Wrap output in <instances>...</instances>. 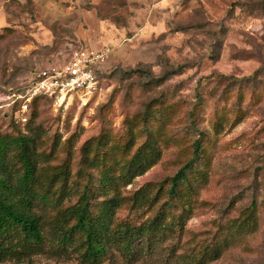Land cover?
I'll list each match as a JSON object with an SVG mask.
<instances>
[{"label": "rangeland", "instance_id": "obj_1", "mask_svg": "<svg viewBox=\"0 0 264 264\" xmlns=\"http://www.w3.org/2000/svg\"><path fill=\"white\" fill-rule=\"evenodd\" d=\"M6 10L10 32L0 29V107L10 91L24 92L40 69L68 57L91 12L118 32L105 45L117 52L119 40L121 58L100 71L97 92L63 102L40 97L32 126L22 128L38 138V153L52 154L41 166H68L71 195L63 208L78 202L88 182L81 173L87 145L101 141L109 149L135 135L130 156L151 144L160 152L128 185L119 181L108 194L97 191L92 210L118 194L125 201L114 225L138 227L163 210L168 221L184 214V224L153 253L128 259L113 248L100 264H196L205 248L218 246L221 257L207 264H264V0H7ZM148 114L156 121L146 130ZM11 115L0 108L2 136L17 135ZM196 141L201 158L170 208L171 180L193 159ZM122 154L109 155L93 172L92 189L99 190L103 172L117 177ZM140 190L157 199L133 208ZM253 202L257 228L237 229ZM55 213L49 208L45 219ZM137 245L146 252L147 245ZM0 264L83 263L68 248Z\"/></svg>", "mask_w": 264, "mask_h": 264}, {"label": "trees", "instance_id": "obj_2", "mask_svg": "<svg viewBox=\"0 0 264 264\" xmlns=\"http://www.w3.org/2000/svg\"><path fill=\"white\" fill-rule=\"evenodd\" d=\"M4 32H10V29L5 27L1 33ZM1 33L0 37L3 35ZM39 98L32 102L30 118L25 125L16 124L13 113L10 116V127L17 132L16 137L0 135V263L21 262L48 250L58 253L65 252L68 248L79 253L83 264H100L113 248L128 259L155 252V245L165 240L168 232L184 224V214L168 221V211L163 210L138 227L130 224L114 225L115 211L125 199L118 194L108 197L102 201L96 212L92 210L91 200L97 191L108 194L116 190L121 182L126 185L131 183L135 177L142 175L155 164L160 152L151 144L130 156L135 135L125 144H114L109 149L101 141L87 145L82 159L85 168L81 169V173L87 177L88 182L78 202L63 208L62 203L71 195V189L67 185L68 166H41L50 161L52 154L38 153V138L26 136L22 130L32 126L35 118L34 105ZM143 120L145 129L149 130V125L153 120L156 121V116L148 114ZM201 146V141L195 142L193 159L172 178L167 191L170 208L175 206L172 202L179 194L180 184L188 183L189 173L194 169L196 160L201 158ZM118 152L128 154H122L120 159L123 162L119 160L120 173L113 177L103 172L99 179V190L92 189L90 182L94 179L93 172L106 165L104 161H108L109 155L118 156ZM119 181L121 182L118 183ZM58 182H63V185L56 188ZM156 199L157 195L149 198L146 190H140L134 197L133 208H142ZM49 208L56 213L54 217L45 219L46 210ZM257 208V203L253 202L248 216L236 226L237 229L251 231L257 228ZM42 211L43 214H40ZM136 245H147L146 252L144 249L137 250ZM205 250L206 254L196 260V264H207L222 255L221 246L207 247ZM191 260L194 261V258Z\"/></svg>", "mask_w": 264, "mask_h": 264}, {"label": "built area", "instance_id": "obj_3", "mask_svg": "<svg viewBox=\"0 0 264 264\" xmlns=\"http://www.w3.org/2000/svg\"><path fill=\"white\" fill-rule=\"evenodd\" d=\"M114 53L115 47L110 45L98 49L78 45L63 61L40 69L24 92L10 91L0 108L11 111L16 124L25 125L38 97L62 102L74 96L88 99L97 92L99 73Z\"/></svg>", "mask_w": 264, "mask_h": 264}, {"label": "crops", "instance_id": "obj_4", "mask_svg": "<svg viewBox=\"0 0 264 264\" xmlns=\"http://www.w3.org/2000/svg\"><path fill=\"white\" fill-rule=\"evenodd\" d=\"M6 3L7 0H0V29L5 28L8 23ZM84 19L87 28H79L75 34L78 45H84L88 48L98 49L102 45H105V42L109 41L112 37H114V35H118V32L115 34L113 31L107 29L104 20L98 18L96 11L91 12L88 15V20H86V18ZM118 41L119 40H117L118 51L110 57L109 61L102 69L113 65L121 58L119 55H121L122 52V43L119 44Z\"/></svg>", "mask_w": 264, "mask_h": 264}]
</instances>
